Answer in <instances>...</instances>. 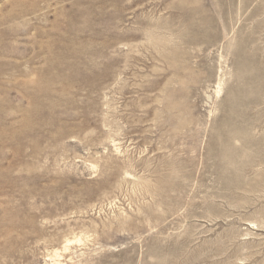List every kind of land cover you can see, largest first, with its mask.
Segmentation results:
<instances>
[{
  "label": "rangeland",
  "instance_id": "374dc122",
  "mask_svg": "<svg viewBox=\"0 0 264 264\" xmlns=\"http://www.w3.org/2000/svg\"><path fill=\"white\" fill-rule=\"evenodd\" d=\"M57 263L264 264V0H0V264Z\"/></svg>",
  "mask_w": 264,
  "mask_h": 264
},
{
  "label": "bare ground",
  "instance_id": "6f19581e",
  "mask_svg": "<svg viewBox=\"0 0 264 264\" xmlns=\"http://www.w3.org/2000/svg\"><path fill=\"white\" fill-rule=\"evenodd\" d=\"M66 243H67V241H66ZM67 248V247H66ZM55 254V253H54ZM53 260V259H52ZM57 264H59V263H57Z\"/></svg>",
  "mask_w": 264,
  "mask_h": 264
}]
</instances>
